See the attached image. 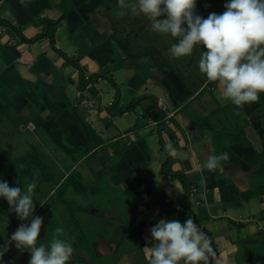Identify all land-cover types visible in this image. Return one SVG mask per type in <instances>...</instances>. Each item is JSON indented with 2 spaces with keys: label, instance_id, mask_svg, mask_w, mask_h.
I'll use <instances>...</instances> for the list:
<instances>
[{
  "label": "crops",
  "instance_id": "obj_1",
  "mask_svg": "<svg viewBox=\"0 0 264 264\" xmlns=\"http://www.w3.org/2000/svg\"><path fill=\"white\" fill-rule=\"evenodd\" d=\"M48 20H60L54 45ZM147 21L118 0H0V181H35L39 242L63 227L69 264H148L152 227L189 216L209 237V264H264V106L221 100L199 60L163 69L141 54V34L155 41ZM116 100L134 106L112 114ZM223 152L222 170L202 167ZM3 200L2 245L17 230Z\"/></svg>",
  "mask_w": 264,
  "mask_h": 264
},
{
  "label": "clouds",
  "instance_id": "obj_2",
  "mask_svg": "<svg viewBox=\"0 0 264 264\" xmlns=\"http://www.w3.org/2000/svg\"><path fill=\"white\" fill-rule=\"evenodd\" d=\"M122 9L143 15L151 22L154 32L177 39L169 48L170 56L179 59L191 56L199 45L204 51L198 61L199 72L218 85L220 99L236 107L252 105L264 94V0H228L221 14L210 13L207 18L195 14L197 0H118ZM125 12L121 11L120 15ZM163 17V18H162ZM168 148L172 151V145ZM229 154H210L202 167L210 172L222 170V161ZM194 163V170L201 165ZM205 178L201 177V183ZM35 181L26 190L10 187L0 181V198L21 221L32 217L30 224H21L10 240L0 245V260L14 242L15 248L30 252L28 264H69L74 247L63 227L54 229L48 244L40 243L43 218L33 216ZM151 246L145 245L148 264H209L212 253L209 237L193 218L160 219L151 229Z\"/></svg>",
  "mask_w": 264,
  "mask_h": 264
},
{
  "label": "rangeland",
  "instance_id": "obj_3",
  "mask_svg": "<svg viewBox=\"0 0 264 264\" xmlns=\"http://www.w3.org/2000/svg\"><path fill=\"white\" fill-rule=\"evenodd\" d=\"M227 2H228V0H197L195 14L199 15L203 18H207V16L210 13L221 14L225 10L224 4ZM147 22H145V24H146L145 26L147 28V31H149L151 34L155 35V41L151 42L152 43L151 44L148 42V39L146 37L147 33H146V35L141 34L139 36V41H140L139 50H140L141 54H143V55H145V54L154 55L159 60V62L161 60V63L164 66V67H162L163 69H165V68L170 69L168 64L171 61L177 60L178 62H181V61L184 62V59H187V60H185V61H187L186 63L190 62L191 67L196 66V64H194V62L196 63L200 58V55H197L196 53H198L199 51H204L203 46L198 45L194 49L193 54L191 56H185V57H182L179 59H174L170 56V53L168 50L172 44L178 42L177 39L171 37L170 35H162V34L154 32L151 28V22L149 21L148 25H147ZM148 46H150V48ZM171 64H172V62H171ZM23 134L27 135V136L30 135L29 132H25ZM6 140H8V139H6ZM58 155H60V153ZM62 157H64V154H62ZM41 197H43V194H41ZM3 201L4 200H1V202H3ZM34 204H35V206L37 205L35 202H34ZM5 210L7 211V215H8L7 220L8 221L10 220V222L6 223L7 227L10 228L11 231H12V229L16 230L21 225L22 221L18 218V216L13 211L9 210L8 204H7V208ZM2 212H3V210H2ZM4 219H5V217H3V220ZM0 245H2V244H0ZM22 255H21V251L17 250L15 248V245L13 242L12 244L9 245V250L4 254L3 259L0 260V264H26V263L28 264L31 257H27V259H26L27 261L25 262V258L22 257Z\"/></svg>",
  "mask_w": 264,
  "mask_h": 264
},
{
  "label": "trees",
  "instance_id": "obj_4",
  "mask_svg": "<svg viewBox=\"0 0 264 264\" xmlns=\"http://www.w3.org/2000/svg\"><path fill=\"white\" fill-rule=\"evenodd\" d=\"M48 22H49V27H47L48 29H47V31H45V33L42 35V36H45V35H49V37H50V40H51V43L54 45L55 44V29H56V27H57V25H58V23L60 22V20H48ZM38 37H41V36H37V37H35V38H33V39H30L31 41H33V40H35V39H37ZM70 59V58H69ZM70 61L71 62H73V63H75V64H77L74 60H72V59H70ZM78 65V64H77ZM84 76V75H83ZM91 77V76H90ZM259 101H260V103L264 106V94H260V99H259ZM118 105H119V102L116 100L114 103H113V105H112V107H111V109H110V111H111V113L112 114H118V113H120V114H123V113H125L126 111H128V110H130L133 106H134V104H129V105H127V106H120V107H118ZM233 135H234V137L235 138H241V140L244 142V143H247V142H249V140L245 137V131L243 130V129H240V130H236L235 132H233ZM166 166V165H165ZM254 193L255 192H251V193H248L246 196H245V198H247V199H249L250 197H252L253 195H254ZM1 200H3V198H0V221L1 220H3V214L1 213V210H2V207H3V205H2V202H1Z\"/></svg>",
  "mask_w": 264,
  "mask_h": 264
},
{
  "label": "built area",
  "instance_id": "obj_5",
  "mask_svg": "<svg viewBox=\"0 0 264 264\" xmlns=\"http://www.w3.org/2000/svg\"><path fill=\"white\" fill-rule=\"evenodd\" d=\"M84 77H85L86 80H87V79L90 78V75L86 74V75H84ZM157 101H158V105H159V107H160L162 110H166V107H165V104H164L163 99H162L161 97H159V98L157 99ZM29 127L34 128L35 125H34L33 123H31V125H29Z\"/></svg>",
  "mask_w": 264,
  "mask_h": 264
}]
</instances>
